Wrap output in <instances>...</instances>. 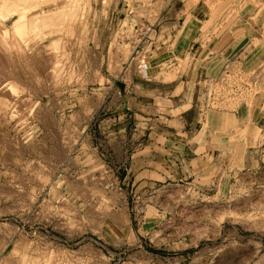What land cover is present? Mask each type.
<instances>
[{
    "label": "rangeland",
    "instance_id": "obj_1",
    "mask_svg": "<svg viewBox=\"0 0 264 264\" xmlns=\"http://www.w3.org/2000/svg\"><path fill=\"white\" fill-rule=\"evenodd\" d=\"M181 10L204 21L205 47L238 16L264 37V0H0V264H264L259 130L255 164L231 169L222 148L214 176L155 186L112 143L119 84L169 83L200 54V41L161 32ZM261 59L200 72L201 112L260 114Z\"/></svg>",
    "mask_w": 264,
    "mask_h": 264
},
{
    "label": "crops",
    "instance_id": "obj_2",
    "mask_svg": "<svg viewBox=\"0 0 264 264\" xmlns=\"http://www.w3.org/2000/svg\"><path fill=\"white\" fill-rule=\"evenodd\" d=\"M180 13L184 14L177 20L166 17L160 21L161 32L166 38L187 35L200 41V54L195 55L191 66L169 83H135L133 79L132 85L120 83L116 90L115 100L121 102V112L116 114L114 130L121 139L112 143L118 157L130 159L132 176L145 178L150 186L192 176H214L219 170L222 148L221 155L232 152L228 159L231 169L241 159L243 165L255 164L253 136L256 129L264 134L263 96L259 100L260 114H251L242 106L234 111L221 113L212 109L203 114L194 88L200 72L217 76L231 65H241L245 70L259 67L264 56L262 33L252 31L250 16H238L230 30L214 37L205 47L201 42L207 35L204 21L186 11ZM127 139L131 148L125 144Z\"/></svg>",
    "mask_w": 264,
    "mask_h": 264
},
{
    "label": "bare ground",
    "instance_id": "obj_3",
    "mask_svg": "<svg viewBox=\"0 0 264 264\" xmlns=\"http://www.w3.org/2000/svg\"><path fill=\"white\" fill-rule=\"evenodd\" d=\"M16 2V1H15ZM5 3V2H4ZM22 4V3H21ZM4 7V6H3ZM6 10V9H5ZM10 10V9H9ZM24 12V11H23ZM23 14V13H22ZM27 14V13H26ZM64 15V14H63ZM18 17V16H17ZM25 17H27V16H25ZM69 17V16H68ZM47 18V17H46ZM49 19V18H48ZM55 20V19H54ZM40 22H41V25H46V23L48 22H46V20L45 19H40ZM54 21H52V23H53ZM51 25V24H50ZM42 28V27H41ZM6 35H7V33H6ZM24 39V38H23ZM8 40V39H7ZM36 41V40H35ZM7 44V43H6ZM0 45H2L1 43H0ZM28 46H30V45H28ZM27 46V47H28ZM41 46V45H40ZM44 46V45H43ZM7 47H8V44H7ZM4 48V47H3ZM9 48V47H8ZM30 48V47H29ZM43 48V47H42ZM11 49V48H10ZM41 50V49H40ZM48 50V49H47ZM9 51V50H8ZM22 51V50H21ZM42 51H44V50H42ZM6 52V51H5ZM18 52V51H17ZM37 52V51H36ZM24 53V52H23ZM57 53V52H56ZM54 54V53H53ZM26 55V54H25ZM44 55V54H43ZM51 55V54H50ZM38 56V55H37ZM52 56V55H51ZM26 57V56H25ZM46 57V56H45ZM54 57V56H53ZM5 58V57H4ZM8 58V57H7ZM48 58V57H47ZM57 58H58V56H57ZM6 60V59H5ZM18 60V59H17ZM47 60V59H46ZM51 60V59H50ZM7 61V60H6ZM46 63H47V61H45ZM49 62H51V61H49ZM6 63V62H5ZM13 63V62H12ZM11 64V63H10ZM15 64V63H14ZM49 64V63H48ZM44 65H46V64H44ZM39 66V65H38ZM10 67V66H9ZM14 70V69H13ZM50 72V71H49ZM9 74V73H8ZM39 74V73H38ZM44 74V73H43ZM54 74V73H53ZM43 76V75H42ZM62 76V75H61ZM53 77V76H52ZM57 77V76H56ZM2 79V78H1ZM32 80V79H31ZM22 81V80H21ZM34 82V81H33ZM56 82V81H55ZM54 82V83H55ZM36 84V83H35ZM56 85V84H55ZM64 86V85H63ZM31 87V86H30ZM41 89V88H40ZM57 92V91H56ZM18 93V92H17ZM57 100V99H56ZM20 105V104H19ZM2 106V105H1ZM0 106V107H1ZM9 107V106H8ZM20 108H22V107H20ZM2 110H3V108H2ZM4 113H6V112H4ZM1 114V113H0ZM1 116V115H0ZM42 116H44V115H42ZM46 118V117H45ZM51 123V122H50ZM6 125V124H5ZM2 127V126H1ZM58 128V127H57ZM6 130V129H5ZM52 132V131H51ZM56 132V131H55ZM8 133V132H7ZM7 136V135H6ZM15 137V136H14ZM13 137V138H14ZM58 137V136H57ZM7 139V138H6ZM60 140V139H59ZM70 140V139H69ZM68 140V141H69ZM19 141V140H18ZM44 141V140H43ZM17 142V141H16ZM69 142H71V141H69ZM14 143V142H13ZM21 143V142H20ZM50 143V142H49ZM59 143V142H58ZM68 143V142H67ZM50 145H52V144H50ZM12 146V145H11ZM17 146V145H16ZM22 146V145H21ZM23 147V146H22ZM71 147V146H70ZM66 148V147H65ZM64 148V149H65ZM18 149V148H17ZM25 149V148H24ZM32 149V148H31ZM46 149V148H45ZM20 150V149H19ZM35 150H37V149H35ZM69 150V149H68ZM40 151V150H39ZM24 152V151H23ZM30 153V152H29ZM57 153V152H56ZM38 154H40V153H38ZM62 154V153H61ZM33 155V154H32ZM57 156V155H56ZM60 156V155H59ZM11 157V156H10ZM14 157V156H13ZM16 158V157H15ZM63 160V159H62ZM9 161V160H8ZM16 161V160H15ZM58 161V160H57ZM64 162V161H63ZM16 163V162H15ZM52 163V162H51ZM19 164V163H18ZM56 164V163H55ZM42 165V164H41ZM43 166V165H42ZM20 167V166H19ZM57 168V167H56ZM44 169V168H43ZM14 170V169H13ZM39 170V169H38ZM55 170V169H54ZM49 171V170H48ZM14 172V171H13ZM40 172V171H39ZM15 174V173H14ZM26 174V173H25ZM30 174V173H29ZM49 174H50V172H49ZM24 176V175H23ZM26 176V175H25ZM24 176V177H25ZM48 177H49V175H47ZM17 177V176H16ZM35 177H37V176H35ZM46 177V176H45ZM20 178V177H19ZM29 178L31 179V176H29ZM42 178V177H41ZM32 179H33V177H32ZM44 179V178H43ZM46 179V178H45ZM35 180V179H34ZM47 180V179H46ZM45 180V181H46ZM74 180V179H73ZM24 181V180H23ZM38 181V180H37ZM85 181V180H84ZM41 182V181H40ZM20 184V183H19ZM36 184V183H35ZM90 185V184H89ZM42 186V185H41ZM21 191V190H20ZM23 191V190H22ZM13 192V191H12ZM11 192V193H12ZM35 198V197H34ZM49 199V198H48ZM31 200V199H30Z\"/></svg>",
    "mask_w": 264,
    "mask_h": 264
},
{
    "label": "built area",
    "instance_id": "obj_4",
    "mask_svg": "<svg viewBox=\"0 0 264 264\" xmlns=\"http://www.w3.org/2000/svg\"><path fill=\"white\" fill-rule=\"evenodd\" d=\"M154 32V30L151 28V27H148L147 28V33H153ZM211 85L213 86L214 84L211 82ZM232 85V84H231ZM235 87H237V86H234V88ZM210 97V96H209ZM216 96L213 94L212 96H211V98H215ZM217 100V99H216Z\"/></svg>",
    "mask_w": 264,
    "mask_h": 264
},
{
    "label": "trees",
    "instance_id": "obj_5",
    "mask_svg": "<svg viewBox=\"0 0 264 264\" xmlns=\"http://www.w3.org/2000/svg\"><path fill=\"white\" fill-rule=\"evenodd\" d=\"M153 251V250H152Z\"/></svg>",
    "mask_w": 264,
    "mask_h": 264
}]
</instances>
